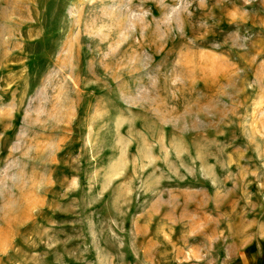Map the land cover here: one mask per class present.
<instances>
[{
  "label": "rangeland",
  "instance_id": "rangeland-1",
  "mask_svg": "<svg viewBox=\"0 0 264 264\" xmlns=\"http://www.w3.org/2000/svg\"><path fill=\"white\" fill-rule=\"evenodd\" d=\"M262 239L264 0H0V264Z\"/></svg>",
  "mask_w": 264,
  "mask_h": 264
},
{
  "label": "crops",
  "instance_id": "crops-1",
  "mask_svg": "<svg viewBox=\"0 0 264 264\" xmlns=\"http://www.w3.org/2000/svg\"><path fill=\"white\" fill-rule=\"evenodd\" d=\"M254 244L256 245L253 248L245 250L229 264H264V239Z\"/></svg>",
  "mask_w": 264,
  "mask_h": 264
}]
</instances>
